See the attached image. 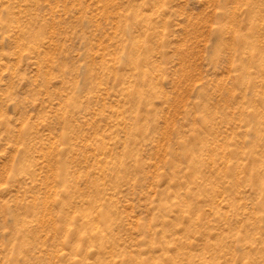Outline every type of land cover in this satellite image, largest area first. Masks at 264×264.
Wrapping results in <instances>:
<instances>
[{"label": "rangeland", "instance_id": "1", "mask_svg": "<svg viewBox=\"0 0 264 264\" xmlns=\"http://www.w3.org/2000/svg\"><path fill=\"white\" fill-rule=\"evenodd\" d=\"M0 264H264V0H0Z\"/></svg>", "mask_w": 264, "mask_h": 264}]
</instances>
